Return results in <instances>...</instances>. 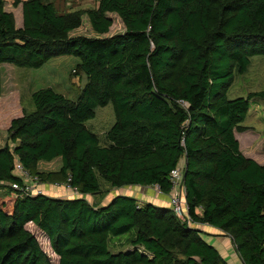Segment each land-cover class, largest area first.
Returning a JSON list of instances; mask_svg holds the SVG:
<instances>
[{
  "label": "trees",
  "instance_id": "16d2710c",
  "mask_svg": "<svg viewBox=\"0 0 264 264\" xmlns=\"http://www.w3.org/2000/svg\"><path fill=\"white\" fill-rule=\"evenodd\" d=\"M3 2L0 64L38 68L71 55L85 83L73 99L38 88L29 94L31 110L17 92L0 95L7 135L0 181L19 182L15 156L41 184L67 182L78 193L0 190V264H226L166 206L123 194L104 204L84 198L101 182L156 185L165 195L174 167L192 223L229 236L242 264H264V164L244 156L234 135L248 129L241 122L249 101L264 103V88L226 96L234 74L264 55V0H97L64 12L51 0H11L20 6L18 27ZM107 13L118 16L122 32L104 35ZM84 14L95 35H70ZM108 103L113 122L100 144L85 122ZM55 158L57 169H37ZM120 237L130 247L110 251L109 240Z\"/></svg>",
  "mask_w": 264,
  "mask_h": 264
},
{
  "label": "rangeland",
  "instance_id": "374dc122",
  "mask_svg": "<svg viewBox=\"0 0 264 264\" xmlns=\"http://www.w3.org/2000/svg\"><path fill=\"white\" fill-rule=\"evenodd\" d=\"M55 8L60 11H71L76 9H88L96 6L97 0H51ZM3 8L10 11L14 17V24L16 27L20 26V6H11V0H4ZM111 19V25L108 32L104 35H110L123 31V25L115 13L106 14ZM85 35L94 36L95 33L91 30L88 20L84 15L81 17L80 25L70 32V35ZM77 58L71 55L56 56L48 59L44 64L38 68H21L13 66L9 63L0 64V95L6 100L7 97L13 95L15 92L19 94L21 104L27 109H32L29 102V94L42 87H51L54 91L63 96L73 99L79 92V89L85 83L83 74L75 70V63ZM264 88V55H254L250 57L249 63L242 73H235L226 96L231 99L238 96H246L250 91H257ZM113 122V114L110 104L104 106H97L94 108V115L92 118L86 120L85 125L92 132H94L100 144L104 143V133L108 130ZM242 125L247 126L243 132H235V138L240 146H244L246 141L251 143V147L260 155H264L261 150V138L264 133V103L260 100H250L248 111L241 122ZM1 126V125H0ZM7 135L4 129L0 131V146L6 142ZM247 147V146H246ZM242 153V151H241ZM44 165L52 167V162H43ZM43 170H49L43 169ZM46 187V184H42ZM121 192H120V190ZM137 193L141 195L140 200H145L144 194L150 188H137ZM120 192V193H118ZM136 193L128 186L120 188H112L109 185L101 182L100 191L96 194H91L86 197L91 204H98L100 201L106 202L114 194H123L132 196ZM143 194V195H142ZM139 198L138 195H135ZM143 197V198H142ZM149 202V201H147ZM163 206L169 208V205L164 203ZM43 250H46L44 238L36 235ZM201 237H205L201 235ZM204 239V238H203ZM123 238H111L108 242L110 251L117 249L129 248V245H122ZM207 242V241H206ZM208 243V242H207ZM210 244V243H209Z\"/></svg>",
  "mask_w": 264,
  "mask_h": 264
},
{
  "label": "crops",
  "instance_id": "0c3cea01",
  "mask_svg": "<svg viewBox=\"0 0 264 264\" xmlns=\"http://www.w3.org/2000/svg\"><path fill=\"white\" fill-rule=\"evenodd\" d=\"M239 150L242 151V154L244 156L253 159L259 164H264V155H260L259 153H257L256 150L252 148L251 146L250 147H246V145L240 146ZM49 162L53 163L51 168L44 165L45 163L40 161L37 163V169L43 170V169L49 168V170H55L58 168L59 166L58 158H55ZM182 164H183V160L180 161V165ZM42 184H46V187H42ZM42 184L40 185L41 188L45 192L49 193V195L51 196L65 197V198L74 197V195L71 192H69L67 189H65L62 184H57V185L50 184V183H42ZM128 188L133 189L136 192L133 194V197H135V195H138L139 198H136V197L135 198L138 199L139 201H149L151 203L158 204V205H163L164 203L167 204V197L165 195L155 193L151 187L128 186ZM137 188H150V191L146 190V193L144 195L142 194L145 197L144 198L145 200H140L141 195L137 193L138 191ZM87 196L89 195H85L84 198L86 199ZM107 201L108 200H106V202ZM106 202L100 201L98 204H104ZM196 212L200 213L198 209L196 210ZM192 227H195L196 229H198L200 232V235L205 236L203 237L204 240L210 243L212 246H214L217 249V251L219 252L221 257L224 259L226 264H242V262L240 261V258L237 256V254L235 253L233 249V245L231 243L229 236H227L226 234H224L222 231L218 230L217 228L206 225V224H193Z\"/></svg>",
  "mask_w": 264,
  "mask_h": 264
},
{
  "label": "built area",
  "instance_id": "2783aa9c",
  "mask_svg": "<svg viewBox=\"0 0 264 264\" xmlns=\"http://www.w3.org/2000/svg\"><path fill=\"white\" fill-rule=\"evenodd\" d=\"M12 174L19 179V182L13 181L7 183L4 181H0V185H2L0 190H6V188L8 187L10 188V190L17 193L20 196L43 193V190L40 186L41 183L37 180L36 177L31 176L22 167V165L19 163V161L16 159L15 156L13 161ZM181 178H182V171L178 167H174L169 171L168 181L170 183V188L168 193L165 194V196L167 197V204L169 205V208L171 212L174 214V216L180 222L192 226L193 223L190 217L188 216L186 210L187 207L184 200L185 190ZM53 184L57 185V183H53ZM62 185L74 196L78 195L76 189L68 185L67 182L62 183ZM151 188L155 193L162 195V193L159 191L156 185L151 186Z\"/></svg>",
  "mask_w": 264,
  "mask_h": 264
},
{
  "label": "water",
  "instance_id": "95a60500",
  "mask_svg": "<svg viewBox=\"0 0 264 264\" xmlns=\"http://www.w3.org/2000/svg\"><path fill=\"white\" fill-rule=\"evenodd\" d=\"M184 166H185V164H184Z\"/></svg>",
  "mask_w": 264,
  "mask_h": 264
}]
</instances>
